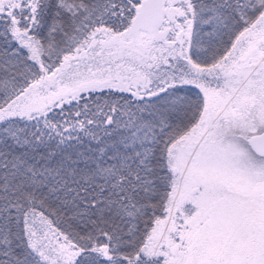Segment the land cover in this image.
<instances>
[{
	"label": "snow or ice",
	"instance_id": "6c2138e0",
	"mask_svg": "<svg viewBox=\"0 0 264 264\" xmlns=\"http://www.w3.org/2000/svg\"><path fill=\"white\" fill-rule=\"evenodd\" d=\"M0 264H264V0H0Z\"/></svg>",
	"mask_w": 264,
	"mask_h": 264
}]
</instances>
